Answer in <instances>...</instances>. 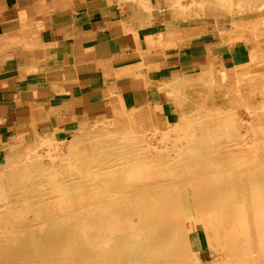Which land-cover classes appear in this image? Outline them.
<instances>
[{"label":"bare ground","instance_id":"6f19581e","mask_svg":"<svg viewBox=\"0 0 264 264\" xmlns=\"http://www.w3.org/2000/svg\"><path fill=\"white\" fill-rule=\"evenodd\" d=\"M224 78L236 83L221 96L253 106L250 131L220 100L184 111L160 146L133 127L136 114L76 135L66 152L54 144V155L38 151L49 135L0 142V264H264V84ZM197 232L212 262L192 250Z\"/></svg>","mask_w":264,"mask_h":264},{"label":"crops","instance_id":"0c3cea01","mask_svg":"<svg viewBox=\"0 0 264 264\" xmlns=\"http://www.w3.org/2000/svg\"><path fill=\"white\" fill-rule=\"evenodd\" d=\"M156 4L0 0V142L68 137L120 109L168 121L181 72L238 59L219 27L175 23Z\"/></svg>","mask_w":264,"mask_h":264},{"label":"rangeland","instance_id":"374dc122","mask_svg":"<svg viewBox=\"0 0 264 264\" xmlns=\"http://www.w3.org/2000/svg\"><path fill=\"white\" fill-rule=\"evenodd\" d=\"M159 1L156 0L157 2L155 6L156 10L158 12L159 11L164 12L166 17L168 18H173L175 23H180L182 25H186V24L216 25L224 32V36L225 38H227L226 43H228V45L231 46L237 44L239 46L240 55L238 59H236V61L234 62L230 61V59L228 58L212 59L211 61H208L207 63H204L203 65L197 67V69L195 70H191L183 73L181 72L180 75H178L179 77L175 80L176 82L174 88L172 89L173 90L172 94L170 95V101L174 105V115L168 121H162L158 119L153 113L142 110H125V111L118 110L114 113V115L119 114L118 116H120L121 114H123L130 116L132 114L133 115L136 114L137 116H139L140 117L139 121L141 120V122L137 121L133 125V127L137 131H142V132L144 131L143 134L145 136L147 135L148 136L147 138H149L148 143L152 145L154 144L155 146H160V141L164 139L166 136H171V135L174 136L171 130L178 123V121L180 122V119L184 111L186 114L188 113L189 116H193L196 115V113H199L200 111L204 110L207 106L215 104L220 100H224V101H228L227 104L228 110H232L233 112L236 111L237 114L235 113V115L238 120L237 123L239 127H241L242 131L243 132L250 131V127L246 128V126H250V124L253 121L255 122L257 118L255 115H253L255 114L254 109L252 110L253 106H249L251 105V103H249L248 101H244L245 97H243V95L239 99L233 100L234 102L230 100L231 99L230 96H226L225 94L224 95L222 94L221 96V92H222L221 85L225 84L227 86L228 88L226 89V93H227V90L228 91L232 90L233 82L230 79H225V78L224 81L219 80V76L220 74H225L226 72H231L232 74L236 72V74H239L240 78L253 81V85H254L252 86L254 87L253 90L255 89L261 90L262 87L261 85L264 84V82L260 84L261 82L260 77L262 76L261 73L264 74V55H263L264 0L256 1L254 3V6L253 5L247 6L243 2L244 0H213L211 2L209 1L204 2L205 0H159ZM172 2H174V7L172 5ZM198 5H200L201 7H199ZM181 6L185 8L177 9V7H181ZM172 10L175 11L174 12L175 15L173 16H172V12H173ZM194 13H196V15ZM220 20L224 22H221ZM250 30L251 32H249ZM257 33H259L260 35ZM216 67L218 68V70ZM220 67H222L223 69L222 71L221 69H219ZM213 70L215 72L214 74H213ZM202 78H204L205 81ZM219 81L222 82L220 83ZM183 82H185V84H183ZM235 83L236 82H234L233 84ZM218 94L219 97L217 96ZM247 107H250L251 109L249 108L247 109ZM189 109L190 110L192 109L193 111L189 112L190 111ZM248 111L250 112L252 117L249 116L250 114ZM238 117L240 118V121ZM248 121H250L249 124L247 123ZM114 122L117 123L118 121L116 120V117L113 118L112 116L110 118L100 119L82 124L80 125V127H78V129H76L74 133L70 134L68 137H56L55 135H51L52 138L54 137L53 140L51 138L52 140L51 144L42 146V148L39 147L38 151L43 155H46L49 152L51 155L52 154L54 155L56 152L53 150L56 146H58L60 147L59 149H62V151L66 152L69 142L72 141L76 135L78 134L80 135L89 131H95V129L99 130L101 127H105V126L111 130H115L116 129L115 126L117 125ZM146 127H148L149 129ZM157 129L160 131H158ZM20 139H24V141H26L27 144H30L34 141V138L30 136L22 137V138L20 137ZM54 144H56V146ZM48 146L50 147L51 150L49 149ZM43 147H45V149H43ZM48 155L47 158L45 159L46 163L50 161ZM2 157L3 154L0 152V161L2 160ZM191 235L192 237L190 236V238L192 241V250L201 257L202 262L204 263L212 262L213 261L212 257L214 252L211 248L207 246L205 236L201 232H199V234L197 232ZM199 236L200 238H198ZM198 240H200V243H198L199 242Z\"/></svg>","mask_w":264,"mask_h":264}]
</instances>
